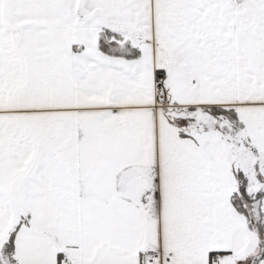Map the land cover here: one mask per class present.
I'll use <instances>...</instances> for the list:
<instances>
[{
	"label": "snow or ice",
	"instance_id": "6c2138e0",
	"mask_svg": "<svg viewBox=\"0 0 264 264\" xmlns=\"http://www.w3.org/2000/svg\"><path fill=\"white\" fill-rule=\"evenodd\" d=\"M0 264H264V0H0Z\"/></svg>",
	"mask_w": 264,
	"mask_h": 264
}]
</instances>
